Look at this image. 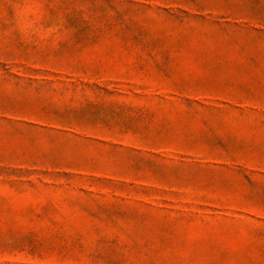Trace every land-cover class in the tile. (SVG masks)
<instances>
[{
    "label": "rangeland",
    "instance_id": "1",
    "mask_svg": "<svg viewBox=\"0 0 264 264\" xmlns=\"http://www.w3.org/2000/svg\"><path fill=\"white\" fill-rule=\"evenodd\" d=\"M0 264H264V0H0Z\"/></svg>",
    "mask_w": 264,
    "mask_h": 264
}]
</instances>
